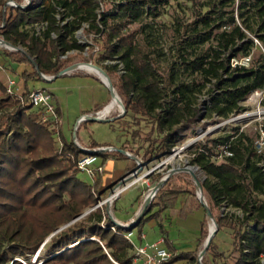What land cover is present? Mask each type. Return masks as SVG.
Here are the masks:
<instances>
[{
  "label": "trees",
  "instance_id": "16d2710c",
  "mask_svg": "<svg viewBox=\"0 0 264 264\" xmlns=\"http://www.w3.org/2000/svg\"><path fill=\"white\" fill-rule=\"evenodd\" d=\"M7 1L0 0V24L5 22L0 34L14 46L26 48L35 57L40 72L45 75H58L69 66L67 63L72 56L62 61L58 58L60 53L85 49L74 38V31L83 22H90V30L106 36L98 59L119 60L124 66L125 72L120 76L118 86L113 84L124 100L126 112L123 117H148L157 123L160 132L167 131L159 149L145 152V159L157 157L179 141L176 139L177 133L173 132L175 126L183 123L187 127L195 123L200 109L194 107L180 90L175 91L178 95L164 114L157 112L163 107L165 91L161 88L155 62L136 42L135 34L124 32L126 22H122L124 18H138L145 13L138 5L122 6L121 14H98L96 0H46V5L27 10L6 6ZM14 1L20 4L23 0ZM146 1H150L149 5H155L160 0ZM254 1L253 7L264 17V0ZM59 7L67 11L66 17H74L72 24H59L55 16ZM146 12L150 14L149 10ZM42 21H46L48 26L39 37L30 25ZM96 22L101 26L96 25ZM199 22L208 23L204 19ZM229 24L230 31L222 32L227 38L226 44L220 47L232 46L235 47L234 55L249 56L253 42L246 40V34L233 18ZM52 33L56 34V39L52 38ZM207 36L198 34L201 43H205ZM258 37L264 45V21ZM237 40L242 41V44L238 45ZM221 55V50L209 48L202 50L190 62H185L186 67L204 81L217 80L218 93L212 97L207 110L211 115L215 114L225 120L244 110L241 102L252 93L264 90V54L253 60L249 67H232L221 60ZM10 56L19 62L29 61L20 51ZM119 63L114 66L103 65L102 68L110 75L119 69ZM34 71L38 74L36 69ZM206 82L198 84L199 92L206 87ZM0 97L2 105H14L16 108L9 116L13 127L12 137L7 140L4 132L0 131V264H31L30 255L35 254L48 237L98 204L100 199L96 191H101L100 177L93 184L79 177L83 172L78 169L77 161L90 153L82 150L75 141L67 142L64 137H61L63 148L59 152L54 131L35 118L27 97H24L27 103L20 99L14 101L7 95V87L2 81ZM245 137L236 134L225 138H207L205 143L197 145L191 163L206 173V179L200 180L201 193L203 199L207 196L213 205L208 207L218 224V231L233 220L220 213V206L225 200L243 210V218L229 225L233 230L234 251L238 254L233 264H261L259 259L264 254V173L255 161V140L245 142ZM231 140L230 149L234 156L223 161L214 160L213 156L220 153L218 149ZM90 148L99 146L93 145ZM95 154L101 156L105 153ZM163 176L164 173L157 174L149 179L158 183ZM196 192V187H183L173 184L169 179L157 195L163 202L174 203L177 197L179 199L186 194V212H180L181 217H186L188 211L204 208L196 198ZM105 195H101V198ZM154 206L152 202L138 226L150 218ZM215 209L217 212H214ZM206 221L202 225L203 234ZM103 223L114 225L98 206L54 234L43 245H49L47 251L51 255L40 264H131L134 245L125 237L131 230L116 226V231H113L103 228ZM182 257H175L165 264H173Z\"/></svg>",
  "mask_w": 264,
  "mask_h": 264
},
{
  "label": "rangeland",
  "instance_id": "374dc122",
  "mask_svg": "<svg viewBox=\"0 0 264 264\" xmlns=\"http://www.w3.org/2000/svg\"><path fill=\"white\" fill-rule=\"evenodd\" d=\"M15 2L17 3V1ZM254 2V0H160L155 5H149L150 1L146 0H126L124 2L118 0H96V8L100 14H108L110 12L121 14V7L129 4L138 5L140 9L145 11L138 18H124L122 22H126L124 32L135 34L136 42L155 62L156 70L162 83L161 88L165 91L164 99L162 100L163 107L158 109L157 112L164 114L169 106L173 104L175 97L178 95L175 93L176 90L183 91L188 99L191 100L193 106L200 109V113L196 117L194 124L184 127L185 125L182 123L174 127L173 132L177 133L176 139L179 141L170 150L164 151L157 157L145 159L144 153L159 149L163 138L167 135V131L160 132L157 128V123L151 118H134L130 116L117 118L121 112L118 108H115L106 118L114 119V121L104 123L84 119L79 120L81 116L87 113L95 114V110L101 109L112 98L108 87L94 73L78 69L74 75L68 74L59 76L53 81H46L40 78L38 74H35L30 60L20 62L19 70L16 73H11L17 86L22 87L25 83V80L22 78V72L27 70L29 73H33L32 77L27 79L30 90L45 89L54 94L55 103L56 105L59 104L62 110L61 117L63 124L61 126V137H64L67 142H79L82 146L89 149L93 145H98L99 147L111 145L116 149L112 154L125 150L127 153L129 152L128 154L137 158V160L134 159V169L123 178H127L125 184L127 187L119 195V198L113 201L109 200L100 206L106 219L113 221V219L117 220V217H126L137 209L138 204L141 208L145 197L157 184L152 180L157 174L164 173L165 176L173 168L183 169L191 166L196 168V174L201 181L207 177L206 173L199 166L191 163L197 151V145L205 143L207 138H225L229 135L243 134L246 136L245 142H247L248 140L254 141L259 132L264 130V93L261 94V90L255 91L246 100L241 102L244 110L238 114H232L228 119L224 120L215 114L211 115L207 110L212 97L218 93L216 89L217 80L213 79L211 82H206L197 73L190 71L186 67V62H190L202 50H209V48L221 50V60L232 67L236 64H241L245 60L241 54L234 55L235 47H220L221 44H226L227 38L222 35V32L230 31L229 21L231 18L242 28L247 36L246 40L252 41L254 44L251 54L247 56L250 58V65L253 60L258 59L261 54H264V45L258 37L264 17L260 15L257 8L253 7ZM147 10H149L150 14L146 12ZM66 14L67 11H65V18L62 19H68L70 24H72L74 17H66ZM203 19L207 20L208 23L201 24L199 21ZM88 24L90 22H83L74 31V38H76V32L82 27L85 28L84 35L88 38L89 43H82L77 38L76 40L81 46H88V52L80 51L76 53L67 64L70 66L92 62L103 67V65L114 66L120 62L123 65L119 60L102 61L98 59V52L93 54L94 45H99L102 48L106 36L97 35L95 31L87 28ZM95 24L99 23L96 22ZM199 33L203 35L208 34L205 43L200 42ZM93 35L97 36L94 37ZM114 43H116V40ZM237 44L241 45L242 41L237 40ZM23 49L27 51L26 48ZM121 75L122 73L119 69L116 72L110 73L109 76L114 85L118 86ZM203 82H206V87L199 92L197 86ZM115 89L117 90L116 87ZM21 93H24L23 87ZM7 95L14 101L17 99L8 93ZM120 98L124 103L123 98L121 96ZM23 102L27 103L26 99H23ZM15 109L14 105L7 107L0 103V131L4 132L7 140L13 134V127L9 116ZM55 142L57 149H59L56 135ZM231 142L232 140L227 142V145H230ZM92 149L96 150L98 148ZM174 149H182L178 158L165 162L170 158ZM218 150L221 149L219 148ZM130 161H132V158L130 159L129 157H120L114 160V163L111 165L112 170L107 169L106 178H111L115 167V171L123 173ZM255 161H257L256 157ZM150 176L152 179H149ZM79 177L86 183H94L93 179L86 173H80ZM170 179L173 184L182 185L190 189L196 187L191 174L185 171L175 172ZM118 183L111 184L108 182L102 191H96V195L100 199L99 202L107 199L111 190ZM103 194L106 195L101 198ZM157 194L158 192L152 200L154 204L160 202V197ZM186 197V194L179 197L178 228L176 227L173 233L176 239L178 234V250L188 252L189 248L196 245L195 239L198 237L196 229L199 227L203 210L196 208L192 212L188 211L186 217H181L180 214L185 211L184 206L188 201ZM196 198L199 199L197 192ZM182 199L185 200L183 201ZM204 201L208 206L212 205L207 196H205ZM223 209V205H221V211L227 212L228 216L233 218L223 229H226L230 233L232 231L233 236V230L229 225H232V223L238 221L237 219L243 217V210L240 207H231L230 211H226L227 208ZM214 212H217V210L215 209ZM206 220L204 236L207 235L208 237L210 221L208 218ZM151 228L149 222L144 221L140 226L133 229L134 239L140 236L141 230L145 231L143 234L148 233L150 236L158 233V229ZM206 238L202 241V247ZM224 238L225 234L220 231L216 234L214 241L211 242V248L218 240L221 242L220 251H227L231 245ZM44 243L35 254L30 255L31 264H40L51 255L47 251L49 245L44 247ZM234 250L230 255L231 257L229 256L231 261H234V258L238 256ZM134 252L135 250L131 254H134ZM131 264H135L134 258Z\"/></svg>",
  "mask_w": 264,
  "mask_h": 264
},
{
  "label": "built area",
  "instance_id": "2783aa9c",
  "mask_svg": "<svg viewBox=\"0 0 264 264\" xmlns=\"http://www.w3.org/2000/svg\"><path fill=\"white\" fill-rule=\"evenodd\" d=\"M46 4H47L46 0H23L22 3H20V4H17L14 0H8L6 3V6L20 7L24 10H27L31 7L44 6ZM28 5H30V6L28 8H25ZM5 9H6V7H5ZM65 11L66 10L64 8L59 7V8H57V11L55 14V16H56V18H57V20L61 26H64V25L69 23L68 19H62V18H65ZM96 12L98 14H100L99 11H96ZM61 15H63V17H61ZM47 26H48V24L46 21H42V22L34 23V24L30 25V27L35 30L36 35L39 37H41L42 34L47 30ZM4 27H5V22H1L0 29H3ZM87 28H89V24L87 25ZM84 30H85L84 27L79 29L76 32V38L80 39L79 41H81L82 43H89L88 38L84 35ZM97 35H93V36L96 37ZM51 36L53 39L57 38L55 33H52ZM0 38L4 39L2 36H0ZM0 45L4 46L9 51H16L14 48L3 45L1 42H0ZM19 47H21V46H19ZM88 50H89V47L86 46L83 51L88 52ZM79 52H80L79 50H71V51H68L65 53H60L58 58H59V60L63 61V60L68 59L70 56H73ZM97 52L98 53L100 52V47H99V45H94L93 54H95ZM244 59L245 60L243 62H241V64L239 63V66L249 67L250 66V58L244 57ZM119 71L122 74L125 72L123 65H121L120 63H119ZM69 73H71V72H69ZM57 76H59V74L58 75H45V74H43V79L44 80L45 79L52 80V79L56 78ZM14 84H15L14 81H10L9 85L7 87V93L11 96L15 95L14 90H13ZM263 93H264V90H261V94H263ZM19 99L23 101L24 98H19ZM27 101H28L29 105L32 107V109H34L35 118H37L40 123L48 125L54 131V133L57 137V140L59 142V149L58 150H59V152H61L62 148H63V143L61 141V134H62L61 133V126L63 124V120H62L60 111L58 110L56 104L53 101L52 94L45 89L30 90L27 94ZM100 116H102V115L100 114ZM103 118H106V117H103ZM76 144L82 150L89 149V148L82 146L79 142H76ZM253 149H254L255 157L257 159L256 164L264 173V130H261V132H259L257 138L255 139V141L253 143ZM96 150H98L97 152H103V153H113L116 151V149L111 145L101 146ZM233 156H234V153L230 149V145L226 144L221 148L220 153H218V155L213 156V159L216 161H223L226 158L233 157ZM77 167L81 172L89 175L93 179V181H95L98 178V176H100L104 171V165H103V163L100 162L99 156L95 153H92L89 155H84V156L80 157L79 160L77 161ZM205 179H206V177L203 180H205ZM126 187L127 186L124 185L123 187H121L120 189H118L117 191L112 193L109 197L112 196L113 200L118 199L119 195L125 190ZM109 197L105 200L100 201L96 207L102 206L105 202L108 201ZM221 205H223V208H224L223 210H225L227 208L226 211H230V208L233 207L231 204H229V202L227 200H225ZM220 213L222 215H228L227 212L224 213L221 211V206H220ZM102 225H103V228H105V229L110 228L113 231H116V226H117L116 224H114L113 226H107V224L103 223ZM125 237L129 241H131L132 230L127 232L125 234ZM142 237H143V235H142ZM162 242H163V240H160V242L154 243L152 245H145V246L136 247L135 253H134V255H135L134 256V262H136L138 260H142L143 264H165V263H168L169 261H171L174 257V254L172 252L168 251L166 248L160 247L159 244H161ZM150 249H152L151 252L149 251ZM202 250H203V248L199 251L197 258H196L198 264H203V261H204V255L205 254H202ZM259 260H260L261 264H264V254L260 256ZM186 264H192V263H186Z\"/></svg>",
  "mask_w": 264,
  "mask_h": 264
},
{
  "label": "crops",
  "instance_id": "0c3cea01",
  "mask_svg": "<svg viewBox=\"0 0 264 264\" xmlns=\"http://www.w3.org/2000/svg\"><path fill=\"white\" fill-rule=\"evenodd\" d=\"M0 36L3 37L2 34H0ZM14 52H18V51H9L4 46L0 45V81H2L4 83V85H6V87H8L10 81H14L15 82V84L13 85V90L15 93L14 97L19 99V98L27 97V94L30 91V89L28 87V82H27V79L29 77L27 75H30L32 73H29L27 70L22 72V78L25 80L24 81L25 83H24V86H22L24 88V93H21L22 87L17 86L15 79L12 78V76H11L12 72L16 73L19 70V63H20L19 61L14 60V56H13V58H12V56H10V54L14 53ZM34 69H35V67H34ZM75 73H77V72L74 71V72L63 74L60 76H64V75H68V74L74 75ZM58 77L59 76H57L56 78H58ZM56 78L52 79L51 81L55 80ZM52 97H53V101L55 103L54 94H52ZM110 100H111V98L101 109L95 110V113L99 112L101 114V111L105 108V106L107 104H109ZM56 106H57L58 110L60 111V113H62V110H61L59 104ZM32 112H34V109H32ZM110 113L107 115H103V114H101V115H103V117L107 118L110 115ZM89 114H93V113H87L86 115H89ZM83 116H85V115H83ZM83 116H81V118ZM120 157H127V158L129 157L131 159L130 156L125 155L123 153H120V154L105 153L104 155L99 156L100 162L103 163V165H104V171L100 175L101 191L104 189V186L108 182H110L111 184H114L115 182H120L121 180H123L125 175L129 174L134 169L133 165H134L135 161L132 158V161L128 162V166L124 170L123 173L121 171H115L116 170V167H115L113 169V174H111V178H106L107 169L112 170L111 169L112 163H114V160H117ZM185 199H182V200L184 201ZM178 200L179 199L177 197V199L175 200L174 203L171 201L163 202L162 200H160V202L156 203L154 208L150 211V218L147 219L146 221L149 222L150 226L152 227L151 229H158V233H156L154 236H150V234H148V233L143 234V232H145V231L141 230L140 236L137 239H134L135 236H134V233L132 230L131 242L133 243L134 250H135L136 247L145 246V245H152L154 243L160 242V240H163V242L161 244H159L160 247L166 248L168 251L172 252L174 254L173 258L178 257V256H183L180 260L176 261L173 264H186V263L198 264L196 258H197L199 251L203 248L202 247V241L204 240L203 239L204 234L202 233V225L204 223V220L207 219V213H206L205 208H203L202 209L203 214L200 217L199 227L196 229V232H198V237H197V239H195L196 245H194L192 248H189L188 252H186L185 250L180 251V250H178V234H177V239H176V237L173 233V230L176 227L178 228ZM139 209H140V207L138 204L137 209H135L131 214H129L126 217H117V221L122 223V224L129 223L136 216ZM220 231H222L225 234L224 239L229 241L231 246L229 247V249H227V251L222 252V251H220L221 242H219L217 240L213 244V247L211 248V246H210V248L205 253L203 264H233L234 263L233 260L232 261L230 260L231 259L230 255L234 249V239L232 236V231H231V233L228 232L226 229H222ZM220 231H218L217 234ZM142 235H143V237H142ZM215 236H214V238H215ZM214 238L212 241H214ZM149 251L151 252L152 249H150ZM140 262H142V260L136 261L135 264H139ZM141 264H143V263H141Z\"/></svg>",
  "mask_w": 264,
  "mask_h": 264
},
{
  "label": "water",
  "instance_id": "95a60500",
  "mask_svg": "<svg viewBox=\"0 0 264 264\" xmlns=\"http://www.w3.org/2000/svg\"><path fill=\"white\" fill-rule=\"evenodd\" d=\"M30 5L26 6L25 8H28ZM0 42L7 46V45H10L11 47H13L16 51H20L22 53H24L28 58L29 60L31 61L32 65L35 67V69L37 70V73L40 77L43 78V73L40 72V70L38 69V65L36 63V59L34 57H32L27 51H25L22 47H18V46H14L13 44H11L10 42L0 38ZM87 64L97 68L98 70H100L109 80V85H107L104 80L98 76V78L108 87V89L110 90L111 92V95L114 94V90H115V87L112 83V80L110 78V76L108 75V73L100 66L96 65V64H93L92 62H88ZM77 64H73V65H70L68 67H66L63 71H61L59 73V76L60 75H63V74H66V73H69V72H73V71H76L78 70L76 68ZM96 75V74H95ZM46 81H51L49 79H45ZM122 107H123V111L117 116V118H120L122 116L125 115V106H124V103L122 102V100L120 99L119 100ZM90 120V121H94V122H111V121H114V119H106V118H103L102 116H100L99 112H96L95 114H89V115H85L83 116L80 120ZM188 146V145H187ZM187 146H184V147H187ZM86 151H88L90 154L92 153H96L98 150H95V149H87ZM121 152L120 153H123L125 155H128L130 156L131 158L133 159H136L134 156L130 155L127 153V151L125 150H120ZM175 151L172 150V154L173 152ZM179 151H182V149H179ZM164 163V162H163ZM191 168H195V167H191V166H187L183 169L181 168H173L171 169L168 174H166L164 177L161 178V180L150 190L149 194H147V196L145 197L144 199V202L143 204L141 205V208L140 210L138 211V213L136 214V216L127 224H122L120 222H118L117 220H114L113 219V222L114 224H116L117 226H120V227H123V228H127L129 230H133L134 228H136L139 224V222L141 221V219L144 217L146 211L148 210L153 198L155 197L156 193L163 187V185L171 178V176L175 173V172H178V171H185V172H188L191 174L192 178H193V181L195 182V185H196V188H197V194H198V197H199V200L202 204V206L205 208L206 210V213H207V218L209 219L210 222H213L214 223V230L211 231V229L209 230V235L208 237L206 238L205 240V243H204V246H203V250H202V254H205L214 238V236L217 234L218 232V224L217 222L214 220L213 218V215L208 207V205L206 204V202L204 201L203 197H202V193H201V182H200V179L198 177V175L196 174V172L192 171ZM196 169V168H195ZM126 181H127V178L121 180L116 186L115 188H113V190H111V192L109 193L108 197L114 193L115 191H117L118 189H120L121 187H123L125 184H126ZM97 206V205H96ZM93 207L92 209L86 211L84 214L78 216L77 218H75L72 222L62 226L61 228H59L57 231H55L50 237H48V239L45 241L48 242L49 239L54 235L56 234L57 232L61 231L62 229H64L65 227L69 226L70 224H72L73 222H75L76 220H78L79 218L85 216L86 214H88L91 210H93L94 208ZM44 243V244H45Z\"/></svg>",
  "mask_w": 264,
  "mask_h": 264
},
{
  "label": "bare ground",
  "instance_id": "6f19581e",
  "mask_svg": "<svg viewBox=\"0 0 264 264\" xmlns=\"http://www.w3.org/2000/svg\"><path fill=\"white\" fill-rule=\"evenodd\" d=\"M7 46L8 47H11L10 45H7ZM11 48H13V47H11ZM76 68L77 69H82V70H85V71H88V72H91V73H94V74L100 76L107 85H109V83H110L109 80H108V78L100 70H98L97 68H95V67H93V66H91V65H89L87 63H79V64H77ZM120 99L121 98H120L117 90L115 89L114 90V94L112 95L111 101L109 102V104L106 105V107L104 108V110L101 111V114L107 115V114H109L115 108H118L119 111L122 112L123 111V107H122V105H121V103L119 101ZM180 152L181 151H179V149H175V151L170 156V158H168L165 162H169V161L175 160L176 158H178ZM191 170L194 171V172L197 171L195 168H191ZM109 200H113V197L112 196L109 197L108 201ZM214 228H215L214 223L213 222H210V229H211V231H213Z\"/></svg>",
  "mask_w": 264,
  "mask_h": 264
}]
</instances>
